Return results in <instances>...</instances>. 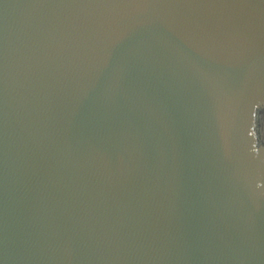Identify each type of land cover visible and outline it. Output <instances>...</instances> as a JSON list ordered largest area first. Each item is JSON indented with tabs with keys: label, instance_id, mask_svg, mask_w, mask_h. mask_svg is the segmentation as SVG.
<instances>
[{
	"label": "water",
	"instance_id": "95a60500",
	"mask_svg": "<svg viewBox=\"0 0 264 264\" xmlns=\"http://www.w3.org/2000/svg\"><path fill=\"white\" fill-rule=\"evenodd\" d=\"M0 264H264V0H0Z\"/></svg>",
	"mask_w": 264,
	"mask_h": 264
}]
</instances>
